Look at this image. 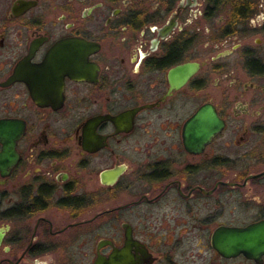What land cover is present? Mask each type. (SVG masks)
Here are the masks:
<instances>
[{
	"label": "flooded vegetation",
	"instance_id": "flooded-vegetation-1",
	"mask_svg": "<svg viewBox=\"0 0 264 264\" xmlns=\"http://www.w3.org/2000/svg\"><path fill=\"white\" fill-rule=\"evenodd\" d=\"M1 123L0 264H264V0H0Z\"/></svg>",
	"mask_w": 264,
	"mask_h": 264
},
{
	"label": "water",
	"instance_id": "water-1",
	"mask_svg": "<svg viewBox=\"0 0 264 264\" xmlns=\"http://www.w3.org/2000/svg\"><path fill=\"white\" fill-rule=\"evenodd\" d=\"M191 66L189 65V68ZM223 127V121L219 119L213 106H203L187 123V130L190 135L203 134L209 136ZM5 125L0 124V133L4 132ZM262 223H256L246 228L243 233L238 231L235 235L221 236L216 239L215 245L223 251H228L231 247L245 248L248 246H259L264 240Z\"/></svg>",
	"mask_w": 264,
	"mask_h": 264
}]
</instances>
